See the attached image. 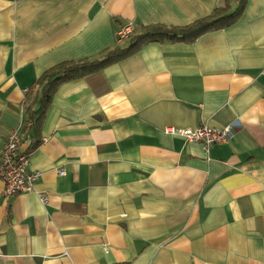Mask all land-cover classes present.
<instances>
[{"label":"crops","instance_id":"crops-1","mask_svg":"<svg viewBox=\"0 0 264 264\" xmlns=\"http://www.w3.org/2000/svg\"><path fill=\"white\" fill-rule=\"evenodd\" d=\"M223 2L0 0V152L14 130L36 141L25 108L45 71L123 45L128 22L186 25ZM203 124L232 136L207 149L169 131ZM39 138L34 190L0 179V264H264V0L62 84Z\"/></svg>","mask_w":264,"mask_h":264},{"label":"trees","instance_id":"trees-1","mask_svg":"<svg viewBox=\"0 0 264 264\" xmlns=\"http://www.w3.org/2000/svg\"><path fill=\"white\" fill-rule=\"evenodd\" d=\"M247 0H224L213 12L186 25L150 24L135 30L123 45L108 48L97 56L62 61L37 79L32 102L26 104L23 132L36 139L28 153L41 142L42 125L53 97L66 82L101 71L154 42H194L203 34L231 26L242 15ZM39 138V139H38Z\"/></svg>","mask_w":264,"mask_h":264},{"label":"built area","instance_id":"built-area-1","mask_svg":"<svg viewBox=\"0 0 264 264\" xmlns=\"http://www.w3.org/2000/svg\"><path fill=\"white\" fill-rule=\"evenodd\" d=\"M135 25L128 22L117 31L118 42H123L134 33ZM170 132L186 137L191 141H201L207 149L218 143H225L232 136L231 126L211 127L206 124L198 128H170ZM22 139L17 130L12 131L0 152V179L5 184L6 196L30 192L40 178V172L30 170V153L22 148ZM60 173L65 174L64 170ZM48 200L47 196L42 199Z\"/></svg>","mask_w":264,"mask_h":264}]
</instances>
